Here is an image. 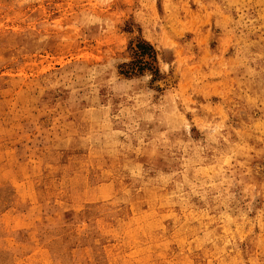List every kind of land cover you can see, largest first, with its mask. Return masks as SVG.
<instances>
[{
    "label": "rangeland",
    "instance_id": "374dc122",
    "mask_svg": "<svg viewBox=\"0 0 264 264\" xmlns=\"http://www.w3.org/2000/svg\"><path fill=\"white\" fill-rule=\"evenodd\" d=\"M0 264H264V0H0Z\"/></svg>",
    "mask_w": 264,
    "mask_h": 264
}]
</instances>
